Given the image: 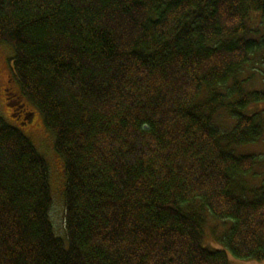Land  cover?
<instances>
[{"label":"trees","instance_id":"1","mask_svg":"<svg viewBox=\"0 0 264 264\" xmlns=\"http://www.w3.org/2000/svg\"><path fill=\"white\" fill-rule=\"evenodd\" d=\"M258 16L264 0H0L18 85L4 96L54 137L67 243L47 162L0 119V264L264 261V180L244 182L259 159L237 154L264 135V90L242 77L256 58L264 80ZM206 215L232 222L227 253L202 245Z\"/></svg>","mask_w":264,"mask_h":264},{"label":"rangeland","instance_id":"2","mask_svg":"<svg viewBox=\"0 0 264 264\" xmlns=\"http://www.w3.org/2000/svg\"><path fill=\"white\" fill-rule=\"evenodd\" d=\"M264 23L259 19V16L250 22L249 27L261 31ZM253 37V35H250ZM13 56V49L9 44L0 43V119L3 120L9 126L17 128L29 141L32 143L35 150L45 159L49 172V188L51 197V209L49 211V221L51 223L53 232L56 237L63 240L66 243L65 231L63 221L64 220V191L66 185V176H64V165L61 158L56 154L54 150V137L52 133L46 128L41 115L38 112H34L31 123L22 125L15 120L12 112L7 104L6 97L4 96V89L10 86L13 94L16 96V90L18 91V85L16 82L11 81V69L10 59ZM252 76V80L249 81L250 90H264V80L262 78L261 68L258 59L254 58L243 69L242 77L248 78ZM26 102V101H25ZM29 109H32L28 105ZM258 108L264 109L263 106ZM213 125L221 132L230 129L232 122L229 121L225 113L218 112L214 115ZM237 154L240 155H253L258 160V166L254 168V176L245 177V183L247 187L258 186L262 180H264V135L260 140L254 144L242 146L237 149ZM229 226L222 225L206 215V223L203 232L202 245L210 250H222L225 248L221 245L218 238H221L231 225V221H228ZM63 227V229H62ZM227 227V228H226ZM64 231V237L62 232ZM65 238V239H64ZM217 239V240H216ZM227 253V251H225ZM229 264H264V261L254 260H240L232 257L227 253Z\"/></svg>","mask_w":264,"mask_h":264}]
</instances>
